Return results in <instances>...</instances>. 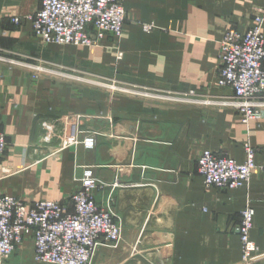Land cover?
Masks as SVG:
<instances>
[{"label":"crops","instance_id":"crops-1","mask_svg":"<svg viewBox=\"0 0 264 264\" xmlns=\"http://www.w3.org/2000/svg\"><path fill=\"white\" fill-rule=\"evenodd\" d=\"M118 2L126 14L121 37L92 49L42 44L28 19L40 0H0V49L73 76H30L28 67L0 64L7 141L0 195L69 208L82 169L93 167L104 185L95 203L111 209L121 234L117 247L99 248L92 264H239V214L249 204L255 212L250 239L259 248L251 264H264V172L256 171L246 187L220 190L204 186L196 164L204 150L242 163L246 143L256 164H264V117L242 124L219 103L232 92L216 85L226 28H251L264 0ZM129 90L192 92L200 103ZM75 116L81 130L97 133L95 149L54 153L56 140L44 142L46 131ZM23 245L32 252L30 238ZM20 250L12 264L25 257Z\"/></svg>","mask_w":264,"mask_h":264},{"label":"built area","instance_id":"built-area-1","mask_svg":"<svg viewBox=\"0 0 264 264\" xmlns=\"http://www.w3.org/2000/svg\"><path fill=\"white\" fill-rule=\"evenodd\" d=\"M28 19L35 38L42 44L93 49L107 37H121L126 14L118 0H40L39 9ZM11 22L19 25L20 18H12ZM263 24L264 8L254 17L251 28L239 32L234 26H228L219 41L216 85L232 92L231 97L219 103L233 109L245 125L264 117ZM16 57L0 49V64L28 67L36 74L73 79L67 72L45 70L41 65ZM129 91L172 102L200 103L192 98V92L172 95ZM79 118H65L61 124L52 125L46 131L44 142L56 140L54 153L75 146L87 151L95 149L97 133L81 130L76 122ZM57 126H60L59 130H56ZM6 149V136L0 126V157ZM244 153V161L239 163L209 150L201 152L196 164L204 186L234 190L246 187L256 171L264 172V164H256L255 151L247 143ZM77 181V189L68 200L69 208L57 201L26 204L20 199L0 195V264H6L28 238L32 240L33 260L37 264H92L99 248L117 247L120 224L109 207L95 203L94 193L104 185L94 174V168L84 167L82 177ZM254 215L249 204L239 214V264H251L253 256L259 252L250 239Z\"/></svg>","mask_w":264,"mask_h":264},{"label":"rangeland","instance_id":"rangeland-1","mask_svg":"<svg viewBox=\"0 0 264 264\" xmlns=\"http://www.w3.org/2000/svg\"><path fill=\"white\" fill-rule=\"evenodd\" d=\"M29 18V17H28ZM115 40V39H114ZM114 43H115V41H114ZM27 72H28V74L30 75V76H32V74L33 75H35L36 76V73H32L31 71H28L27 70ZM67 73H69L70 74V72H67ZM114 79V78H113ZM108 86H109V89L111 90V91H115V89H116V85L115 84H107ZM95 86V85H94ZM6 151H7V149H6ZM6 153V152H5ZM4 156V155H3ZM2 156V157H3ZM2 157H0V159L2 158ZM26 240V239H25ZM24 240V241H25ZM23 241V242H24ZM23 242H22V245H20V249H22V250H20L21 252H19V253H22L25 257L22 259V261L20 262V264H37V263H35V261L33 260V254H32V252L30 251V249H29V247H28V245L25 247L24 245H23ZM19 247V246H18ZM16 251H17V249H16ZM16 251L14 252V254L11 256V258H10V260L9 261H7V264H12V262L17 258V254L18 253H16Z\"/></svg>","mask_w":264,"mask_h":264}]
</instances>
